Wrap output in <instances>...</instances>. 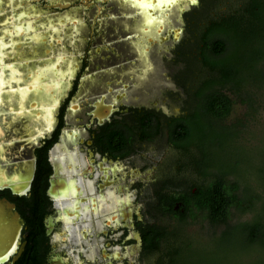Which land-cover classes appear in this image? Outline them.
Wrapping results in <instances>:
<instances>
[{"label":"rangeland","instance_id":"obj_1","mask_svg":"<svg viewBox=\"0 0 264 264\" xmlns=\"http://www.w3.org/2000/svg\"><path fill=\"white\" fill-rule=\"evenodd\" d=\"M249 1L196 0L192 3V0H176L175 4L155 6V0H152L153 8L141 7L134 4L133 0L19 1L17 7L10 13L11 18L0 19L3 42L5 43V32L8 33L6 40L9 43L19 41L20 44L9 54L10 58L6 57L11 67H6L9 65L7 64L9 62H6L7 65L3 66L7 70L3 68V73H9L8 69L13 68L14 65H17L22 72L34 65L42 71L40 75L29 79L24 75L21 77L22 82L18 83L19 91L26 90L24 95H29V98L21 99L20 103H17L16 116H12L14 118L2 119V121L10 119L17 121L18 118H22L19 123L20 137L16 139L22 141V146L15 140L20 146L17 147L20 151L18 149L16 151L28 155L33 147L39 146L41 141L50 136L45 133L35 143L33 140L36 135L29 139L26 125L32 127L43 112L48 113L56 107L53 112L55 126L63 109L64 126L61 130V143L56 146L61 147L59 155L63 153L62 156L64 155L66 159L69 155L72 158L70 161L68 159L63 161V163L68 161L70 168L63 167L62 174L65 175L63 178L72 177L78 186L86 185L87 181L93 182L95 197L100 193L109 192L110 187L104 185L107 175H104L96 163L99 161L98 157L92 160L94 164H90L87 154L86 141L89 139L90 129L94 128L91 118L95 116L93 114L95 101H103L104 104L111 106L108 117L110 119L120 116L131 118L136 110L134 108L137 107L154 109L162 120L163 128L166 120L171 116H181L190 112L194 107V92L202 81L212 75L202 66L198 57V40L202 28L211 20L233 15L246 17L244 9ZM149 20L151 23L147 22ZM16 32L20 35H16ZM259 42L258 47L264 52V40L260 39ZM249 48L257 51V40H254L252 47L249 45L243 51ZM245 64L244 60L239 67ZM248 64L250 63L246 65ZM255 69L257 71V67L251 70L250 76L248 71L250 68H247V71H240H245L242 101L247 104L254 99L255 109L252 114L247 116V106L239 100L236 101L227 124L241 121L244 125L229 126L225 134H220L219 127L214 126L207 131V134L214 130L212 135L215 134L219 142L213 145L203 140L202 144L209 153L212 164L225 170H236L242 178L243 187L257 194L264 189V87L254 80ZM45 73L48 74L47 78H44ZM49 80L55 83L50 91L45 94L42 90L34 91V83L41 84ZM165 136L163 129L155 141L137 145V149H140L138 153L123 162L124 173L130 175L127 179L124 177L121 185L133 182L134 179L136 182L132 184L133 187H137L138 181H141L143 186L133 192L127 191L126 194L116 192L115 196L127 198L131 208L141 213L145 222L168 226L170 219L158 213L156 196L153 194L155 189H160L164 181L169 178L174 179L172 164L176 152L170 148ZM5 149V157L1 163L3 170L6 173L14 172L16 168L18 172L20 169L24 170L23 166L26 164L18 168V165H15L17 161L7 156L11 151L7 147ZM194 151L198 152V149L194 148ZM52 157L57 158L54 155ZM72 164L73 166L76 164V169H72ZM84 166H92L91 172ZM153 166L154 176L149 177L154 181L152 179L153 182L144 181L147 174L152 172ZM142 168L146 170L140 174L139 170ZM109 174L111 181L113 175ZM182 179L184 180L175 177L174 181H181L185 188L204 182L194 170H188ZM118 181L119 179L117 183ZM101 185L103 189L99 188ZM60 188L63 192L66 190V184ZM74 200V212L66 213L75 219L79 216L81 199L76 194ZM258 209L259 205H254L253 210L257 212ZM202 215L199 214L195 221L187 220L181 225L173 223L174 236H170L161 244L158 253L144 256L136 251L131 256H127L128 247L124 248V244H119L122 232L112 236L118 243L115 250L126 257L129 264H158L161 260L166 263L167 249L172 246L184 251L188 250V247L192 249L194 254L192 264H231L232 262V264H264V248L259 246L249 248L248 252H241L235 259L232 248H245H240L234 238L224 244L225 251L230 253L231 257L224 256V253L221 257L222 254L216 252L215 242L211 241V237L212 232H215L216 236L219 235L222 227L216 230L210 229L207 221L202 220ZM98 216L88 213L83 222L77 219L65 225L60 220L58 211L57 220L63 224L60 232L65 236L66 231L68 241L61 242L57 236L54 242L60 241L66 247L64 258L69 259L67 264H77L79 259L80 248L81 250L83 248L79 232L82 225L89 228L87 239H83L86 245L84 248L95 249L99 260V250L104 248V237L101 232L106 227L100 222L103 218ZM251 218L250 212L242 214L233 211L231 222H247ZM99 225L101 229H98ZM117 226L119 228V225ZM203 254H206L205 257L209 260L204 261ZM207 255L213 256L209 258ZM183 257V254L172 256L170 264H189V259ZM99 262L101 264L104 261ZM118 264L126 263L122 260Z\"/></svg>","mask_w":264,"mask_h":264},{"label":"flooded vegetation","instance_id":"obj_2","mask_svg":"<svg viewBox=\"0 0 264 264\" xmlns=\"http://www.w3.org/2000/svg\"><path fill=\"white\" fill-rule=\"evenodd\" d=\"M19 1L21 0H0V15L1 11L6 12L16 8ZM1 18H6V16L3 14L0 16V19ZM1 36L2 33L0 31V37ZM4 44L8 45V47L0 46V50L5 54L3 55V62H9V59L6 57L10 58L8 52H10L12 48L9 43L6 42ZM1 68L2 66H0V69ZM8 71L10 72L4 73L3 83L0 85V264H67L66 262L69 261V259L67 258V260L64 258V256H66V253H64L66 247H64L61 242L64 240L66 243L68 240L66 231L65 236H62V232H60L61 226L63 224L68 225L70 222L77 219L83 222L84 216L87 217L88 213L90 215H100L101 218H103V220L100 219V222L106 227V229L101 232L104 237V248H100L99 250V260L96 257L95 249L87 248L86 250L84 248L86 245L83 239H87L89 228L82 225L79 228V232L81 234L82 239H80L83 248L82 250L80 248L77 264H100V260L104 261L101 264H118L119 261L122 260L126 264H129L126 257L115 250L118 243H116V240L113 239L112 236L114 237L117 232H122L119 244H124V248L128 247L127 256H131V254L136 251L144 256L158 253L161 244L167 241L170 236H174L173 223L179 225L184 224V221L180 218L184 216L188 219L190 216V210H188L186 202L188 201L191 203L192 201L193 204L196 187L200 184L185 188L181 181L177 182L174 180L175 177H180L181 180H184L182 179L183 175H185L188 170H194V172L198 174L197 154L194 153L193 155V153L173 148L168 144L170 148L176 152L172 164L174 168V179H167L163 182L160 189H155L153 192L156 196V209L158 213H160L162 217H168L170 219V224L168 226L145 222L142 219V214L135 208H131L127 198H118L115 196V193L126 194L127 191L133 192L136 188H141L143 186L141 181H138L137 187H133L132 184L136 182L134 179L133 182L123 186L121 185L124 177L127 179L129 178L128 175H130L124 173L125 168H123V162L130 160L131 157L138 153L140 149H137V145L155 141L156 138L161 135L163 129L167 140V122L171 117L178 116H171L168 118L164 128L162 120L159 118L160 130L151 140L140 138L139 130L141 118H137L136 115L147 112L157 114L154 109L143 106L134 108L136 110L131 118L120 116L119 118H104L100 120L96 116H92V127L94 128L90 129L89 139L86 141L88 159L90 160V164H94L92 160H96L95 157H98L99 161L96 162L97 166L100 170H107V174L101 170L105 176L107 175L104 185L110 187L109 193H100L95 197L94 188L93 185H91L93 182L87 181L86 185L83 184L82 187L78 186L70 176L63 178L65 175L62 174V169L63 167L69 168V162L63 163V161L67 159L64 155L62 156L63 153L60 155L58 154L61 152V147L56 146L59 142L61 143V130L64 126L63 111L62 116L61 113L59 114L57 122L48 139L41 141L39 146L33 147L30 154H19L20 150L17 148L19 145L16 144L15 140L19 137L21 132L20 124L13 119L8 121H2V119L14 118L10 114H12L11 111L14 106L16 107L17 101H20L22 98L18 88L21 77L24 75L29 79L40 75L42 70L34 65V67H28V69L26 68L25 71L22 72L17 65H14L13 68L8 69ZM47 76L48 74L45 73L44 78H47ZM8 86L11 87L7 88ZM54 108L51 110L52 116L55 111ZM107 109L109 113H111L110 108L107 107ZM104 111H106L105 107ZM113 131L121 133L120 137L123 141L120 144L122 145L120 146L119 144L118 146L116 141V146H112V149L108 150L105 147L106 141L104 142L103 138ZM125 141L126 146H123ZM49 142L52 143L48 147ZM6 147L11 151L8 152L7 156L9 155L11 156V160L17 161L15 165H18V168L26 164L23 166L24 170L22 169L21 171L20 169V172H18L16 168L14 172L8 173L3 170L1 163L4 160L3 157H5ZM17 149L19 151H16ZM53 155L59 158H54L52 157ZM73 165L74 164H72V169H76V164L75 166ZM84 168L87 170L91 168L89 172L92 170V166H84ZM151 169L152 172L147 174L144 181H154L149 176L152 175L155 167L153 166ZM145 170V168H142L139 170V173L141 174ZM109 173L113 175L111 181ZM152 176H154V174ZM118 179L119 181L117 183ZM130 180L132 179L130 178ZM59 184H66V190L62 192L60 190L62 188L58 186ZM171 186H173V188H170ZM38 187L43 192V197L40 199L39 209H35L36 206L34 203L37 201V196L34 195V190ZM102 187L103 185L99 188L103 189ZM111 188L113 189L111 190ZM76 194L81 200L79 202V216L74 219V217H70L67 213L71 214L74 212V196ZM58 211L59 218L63 224L57 220ZM39 219L41 223L40 226L36 225ZM117 225H119V228H117ZM100 226L101 225H99L98 229H101ZM57 236L61 242H54ZM148 237L151 239V242H153L151 247H147L145 243ZM97 240L99 241V239ZM77 245H79V243ZM187 249L188 250L184 251L176 246L168 247L166 252V263L161 260V262L158 261V264H170L172 263V256H178L177 254L187 255L189 252L193 251L189 247Z\"/></svg>","mask_w":264,"mask_h":264},{"label":"trees","instance_id":"obj_3","mask_svg":"<svg viewBox=\"0 0 264 264\" xmlns=\"http://www.w3.org/2000/svg\"><path fill=\"white\" fill-rule=\"evenodd\" d=\"M244 13L246 17L233 15L211 20L202 28L198 40V57L202 66L212 75L202 81L194 92L192 110L184 115L171 117L166 125L168 144L173 148L193 153V155L197 154V171L204 179V182L196 187L193 204L192 201L191 203L186 202L190 210L188 219L195 221L199 214H203L202 220L207 221L210 229L216 230L222 227L219 235L216 236V233L212 232L211 241L215 242V250L222 254L221 257L223 253L224 256L231 257L230 253L225 251L224 244L231 242L234 238L240 248H245L231 247L235 259L241 252H248L247 250L251 247L264 248V189L256 194L244 188L242 178L236 170H225V168L212 164L209 153L202 143L203 140L213 145L219 142L217 136L212 135L214 130L209 135L207 134V131L214 126L219 127L220 134H225L229 126L244 125L241 121L227 124L236 101L239 100L247 106V116L254 111V99L247 104L242 101L245 71L240 72L241 70L247 71V68H250L248 70L250 76L251 70L257 67L253 76L254 80L264 87V52L258 47L259 40H264V0H250ZM254 40H257V51L249 48L244 52L243 50L249 45L253 46ZM244 60L246 64H250L239 67ZM136 116L141 118L140 138L153 139L160 130L159 115L147 112ZM120 134V132L113 131L103 138L108 150L116 146V141L118 146L123 141ZM51 143H48V147ZM123 146H126V141ZM218 146L220 147L221 143ZM194 148H197L198 152L194 151ZM34 191V195L37 196V201L34 203L35 209H39L43 192L39 187ZM256 204L259 205L257 212L253 210ZM233 211L242 214L250 212L252 218L247 222L232 223ZM180 219L184 222L188 220L184 216ZM36 225H41L40 219ZM148 238L145 243L147 247H151L153 242ZM193 255L191 251L183 255V258L189 259V264H192ZM205 256L206 254H203V260H209ZM207 256L211 258L213 255Z\"/></svg>","mask_w":264,"mask_h":264},{"label":"bare ground","instance_id":"obj_4","mask_svg":"<svg viewBox=\"0 0 264 264\" xmlns=\"http://www.w3.org/2000/svg\"><path fill=\"white\" fill-rule=\"evenodd\" d=\"M134 5V4H133ZM12 12V10H9V11H6V12H4V11H1V15H5L6 16V18H11L10 17V13ZM0 15V16H1ZM161 22V21H160ZM6 23V22H5ZM162 24V23H161ZM148 27V26H147ZM162 27V26H161ZM157 28V27H156ZM162 30V29H161ZM0 31H2V30H0ZM138 31V30H137ZM154 31V30H153ZM161 33H162V31H160ZM159 33V32H158ZM16 35H20V34H17V32H16ZM140 35V34H139ZM8 36V33H6L5 34V32H4V40H5V43L7 42V43H9V41L8 40H6V37ZM157 36V35H156ZM166 36V35H165ZM160 38V37H159ZM10 45H11V50H10V52H8V54H10L11 52H13L14 50H16L17 49V47L20 45L19 44V41H12V42H10L9 43ZM136 44V43H135ZM134 44V45H135ZM146 44V43H145ZM139 46V45H138ZM145 46V45H144ZM2 49V48H1ZM8 50V49H7ZM140 50V49H139ZM149 50V49H148ZM147 50V51H148ZM144 54V53H143ZM142 54V55H143ZM5 55V54H4ZM141 57H143V56H141ZM8 62V61H7ZM6 63V61H4L3 62V64H0V66H2V68L1 69H3L7 64H9L10 65V62L9 63H7V64H5ZM3 65H5V66H3ZM13 66V65H12ZM34 67V66H33ZM143 68V67H142ZM4 69H7V68H4ZM123 70V69H122ZM141 73V72H140ZM136 78V77H135ZM20 81H21V79H20ZM22 82V81H21ZM55 85V83L54 82H52V81H48V82H46V83H44V81H43V83H41V84H36V83H34V91H37V90H42V92L45 94V93H47V91H50L53 87L52 86H54ZM23 89V88H22ZM144 89V88H143ZM25 91L26 90H24L23 89V92L22 91H19L20 93H21V99L22 100H25L27 97L29 98V95H24V93H25ZM141 91V90H140ZM137 93H138V91H137ZM140 94V93H139ZM137 97H138V95H137ZM144 98H145V96H144ZM20 99V100H21ZM143 100V99H142ZM148 100V99H147ZM34 101V99L32 98V102ZM18 103H20V101L18 100L17 101ZM96 103L94 104V106H95V110H94V112H93V114L97 117V118H99L100 120H103L104 118H108L109 117V111H108V109H107V107L108 108H110L111 109V106L110 105H107V104H104V102L102 101H95ZM129 103V102H128ZM5 104V103H4ZM56 104V103H55ZM103 104V105H102ZM6 106V105H5ZM19 106H20V104H19ZM107 106V107H106ZM75 107V106H74ZM104 107L106 108V111H104ZM56 108V107H55ZM54 108V110H56ZM8 109V108H7ZM20 110V109H19ZM11 111V110H10ZM51 111V110H50ZM16 112H17V110L15 109V106H14V108L12 109V111H11V113L12 114H10L11 116H16ZM19 113V112H18ZM49 113V114H48ZM48 113H45V112H43V114H41V116H40V118H39V120L37 121V122H35V124L32 126V127H30V126H28V125H26V129L29 131V139H31L32 137H34L35 135H36V138L33 140V141H35V143H36V140H38L39 139V137H41L43 134H45V133H47V134H50V132H51V130H52V128L54 127V117L52 116V115H50L51 113H52V111L51 112H48ZM20 114V113H19ZM35 119V118H34ZM12 120V119H11ZM22 120V118H18V122L20 123V121ZM36 120V119H35ZM34 120V121H35ZM33 122V121H32ZM22 123V122H21ZM45 123H46V125H45ZM19 137H20V134H19ZM17 142H19V145L20 146H22V141H18V140H16ZM68 142V141H67ZM32 143V142H31ZM35 143H34V145L33 146H35ZM64 145V143L62 144V146ZM32 146V147H33ZM70 147V146H69ZM68 147V148H69ZM61 151V150H60ZM69 152V151H68ZM68 157V156H67ZM83 157V156H82ZM59 158V157H58ZM57 158V159H58ZM63 158V157H62ZM68 159V161H70L72 158H70V155H69V157L67 158ZM63 161V160H62ZM55 162V161H54ZM91 168H89L88 170H90ZM86 170V169H85ZM102 171H104L105 172V174H107V170L105 169H101ZM26 172V171H25ZM24 175V174H23ZM63 185V184H62ZM62 185H58L59 187H61ZM91 185H92V183H91ZM19 186V185H18ZM58 187V188H59ZM25 189H26V187H25ZM90 192V191H89ZM109 193V192H108ZM108 198V197H107ZM99 205H101V204H99ZM58 206V205H57ZM104 207V206H103ZM88 210V209H87ZM87 214V213H86ZM92 214V213H91ZM85 217V216H84Z\"/></svg>","mask_w":264,"mask_h":264},{"label":"snow or ice","instance_id":"obj_5","mask_svg":"<svg viewBox=\"0 0 264 264\" xmlns=\"http://www.w3.org/2000/svg\"><path fill=\"white\" fill-rule=\"evenodd\" d=\"M196 0H192V3H195ZM134 4H138L141 7L145 8H153V2L152 0H133ZM176 0H155V6H166V5H171L175 4ZM148 23H151V21H147ZM0 46L2 47H8V45L3 43V38L0 37ZM3 52L0 50V64H3ZM6 67H11V65H7ZM3 69H0V85L3 83Z\"/></svg>","mask_w":264,"mask_h":264},{"label":"water","instance_id":"obj_6","mask_svg":"<svg viewBox=\"0 0 264 264\" xmlns=\"http://www.w3.org/2000/svg\"><path fill=\"white\" fill-rule=\"evenodd\" d=\"M53 128H54V127H53ZM53 128H52V130H53ZM52 130H51V132H52ZM51 132H50V133H51Z\"/></svg>","mask_w":264,"mask_h":264}]
</instances>
